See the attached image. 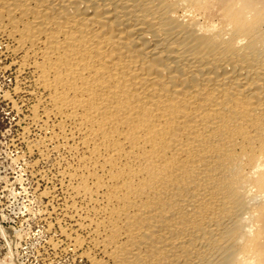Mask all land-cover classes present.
<instances>
[{
	"label": "bare ground",
	"instance_id": "6f19581e",
	"mask_svg": "<svg viewBox=\"0 0 264 264\" xmlns=\"http://www.w3.org/2000/svg\"><path fill=\"white\" fill-rule=\"evenodd\" d=\"M0 41L69 251L264 264V0H0Z\"/></svg>",
	"mask_w": 264,
	"mask_h": 264
},
{
	"label": "rangeland",
	"instance_id": "374dc122",
	"mask_svg": "<svg viewBox=\"0 0 264 264\" xmlns=\"http://www.w3.org/2000/svg\"><path fill=\"white\" fill-rule=\"evenodd\" d=\"M0 42V264H88L79 252L69 251L68 240L60 236V225L70 221L54 211L59 201L51 196L54 189L66 196L56 176L55 156L42 160L36 151H28L27 142L42 133L27 126L26 105L21 113L12 107L13 100L18 106L21 101L13 95V70L6 68L10 57L5 41ZM58 240L61 246L53 248Z\"/></svg>",
	"mask_w": 264,
	"mask_h": 264
}]
</instances>
